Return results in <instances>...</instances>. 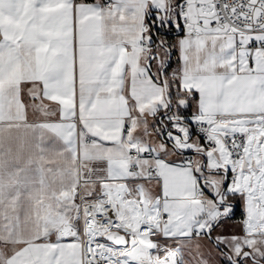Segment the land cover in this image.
I'll return each instance as SVG.
<instances>
[{"label":"snow or ice","instance_id":"snow-or-ice-1","mask_svg":"<svg viewBox=\"0 0 264 264\" xmlns=\"http://www.w3.org/2000/svg\"><path fill=\"white\" fill-rule=\"evenodd\" d=\"M221 262L264 264V0H0V264Z\"/></svg>","mask_w":264,"mask_h":264},{"label":"crops","instance_id":"crops-1","mask_svg":"<svg viewBox=\"0 0 264 264\" xmlns=\"http://www.w3.org/2000/svg\"><path fill=\"white\" fill-rule=\"evenodd\" d=\"M176 65H175V63H173V67H175ZM237 231H238V229H237ZM222 263V262H221Z\"/></svg>","mask_w":264,"mask_h":264},{"label":"rangeland","instance_id":"rangeland-1","mask_svg":"<svg viewBox=\"0 0 264 264\" xmlns=\"http://www.w3.org/2000/svg\"><path fill=\"white\" fill-rule=\"evenodd\" d=\"M222 264V263H221Z\"/></svg>","mask_w":264,"mask_h":264}]
</instances>
